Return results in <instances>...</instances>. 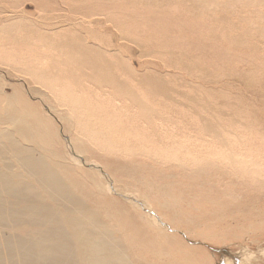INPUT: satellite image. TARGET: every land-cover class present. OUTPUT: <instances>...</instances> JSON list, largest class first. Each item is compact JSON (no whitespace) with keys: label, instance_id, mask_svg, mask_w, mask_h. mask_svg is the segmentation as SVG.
Listing matches in <instances>:
<instances>
[{"label":"rangeland","instance_id":"rangeland-1","mask_svg":"<svg viewBox=\"0 0 264 264\" xmlns=\"http://www.w3.org/2000/svg\"><path fill=\"white\" fill-rule=\"evenodd\" d=\"M15 89L63 153L80 140L96 209L146 197L172 222L178 263L132 264H264V0H0L1 105Z\"/></svg>","mask_w":264,"mask_h":264},{"label":"bare ground","instance_id":"bare-ground-1","mask_svg":"<svg viewBox=\"0 0 264 264\" xmlns=\"http://www.w3.org/2000/svg\"><path fill=\"white\" fill-rule=\"evenodd\" d=\"M69 145L72 151L67 156L59 148L52 121L36 104L16 89L5 96L0 104V264H132L128 253L159 255L165 263V247L174 251L167 257L173 255L177 262V240L165 231H172V222L146 197L136 198L139 208L131 203L135 199L126 200L131 215L113 200L95 208L99 196L107 195L106 179L101 180L93 168L75 167L82 161L77 162L80 155L88 160L87 152L75 136ZM12 160L37 182L40 191L18 179ZM75 171L82 176H72ZM42 195L51 203H44ZM17 203L24 205L17 208ZM120 229L123 235L117 234ZM131 243L138 247H130ZM139 260L153 264L150 256Z\"/></svg>","mask_w":264,"mask_h":264}]
</instances>
